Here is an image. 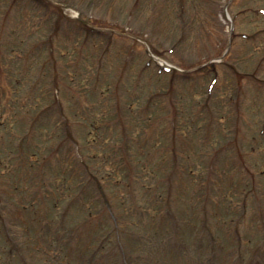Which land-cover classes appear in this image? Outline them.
<instances>
[{
    "label": "rangeland",
    "instance_id": "1",
    "mask_svg": "<svg viewBox=\"0 0 264 264\" xmlns=\"http://www.w3.org/2000/svg\"><path fill=\"white\" fill-rule=\"evenodd\" d=\"M262 9L264 0H0V246L6 247L7 242L17 246L16 238L30 243L12 256L13 264H21V252L27 264H37V245L33 252L28 251V238L36 236L38 229H43L38 233L44 237L65 229L76 233L78 239L73 240L69 257L78 260L87 255L85 250L93 237L111 235L110 251L98 264H121V255L125 253L131 264H264V174L260 172L264 169V153L252 156L248 152L256 145L249 141L250 137L264 141V83L256 84L259 78L264 79V15L257 13ZM79 20H85L87 27ZM230 35L233 46L218 62L228 48ZM54 48L55 61L50 53ZM148 48L178 71L167 72L156 64L144 67L150 57ZM210 80L216 83L207 99ZM195 91L201 105L205 103L207 111L213 113L209 124L202 122L206 116L199 114L198 102L194 105ZM185 96L191 99L188 107L183 105ZM230 97L234 102L228 101ZM49 104L53 105L52 110L43 113L40 124L34 123ZM173 107L183 108L185 114L181 113L184 121L179 127L170 128ZM114 114H118V119L113 118ZM237 117L243 127L240 135L236 124H232ZM67 119L73 124L68 135L73 134L74 141L66 143L60 156L48 160L47 167L40 171L38 163L42 157L32 154L49 155L62 137L59 133L65 135ZM107 120L116 122L107 126ZM175 124L179 125V121ZM40 126L47 131L39 133ZM90 129L100 134L99 140L98 136L93 139L95 133L89 135ZM136 132H147L146 139L156 146L160 136L161 145L191 156L190 162L184 164L189 169L197 163L200 167L195 170L208 174V167L216 163L215 178L209 182L212 186L201 195V188L197 190L191 177L171 174L172 192L167 205H171L174 218L165 214L157 217L154 229L145 228L146 215L135 209L136 203L129 202L123 185L111 190L107 187L112 194L124 193V208L118 210L121 217L126 216L122 218L125 231L120 230L117 237L103 222L89 225L83 220L75 232L70 228L77 222L67 223L62 230V220L50 225L51 213L47 208L60 200L58 193L52 195V188V196L38 201L39 208L29 212L28 200L41 196L34 195V191L39 189L44 195L45 189L40 188L44 179L48 178L49 183L52 180L55 186V178L63 177L73 190L77 185L70 182L69 174H77L78 182L85 179L83 169L73 162L82 153L88 158L92 152L96 164L102 153L125 142L131 150L130 158L134 155L148 159L150 143L138 142ZM229 133L236 135L229 137ZM129 134L130 147L126 140ZM213 137L220 140L219 144L229 137L236 146L226 143L220 158L213 159ZM240 151L244 157L239 159H244L246 165L244 172L237 158ZM153 158L159 159L155 155ZM124 163L128 161L124 159L119 167H125ZM119 164L110 165V170L96 164L93 171L102 178ZM130 166L144 179L143 169ZM164 166L162 177L171 169L169 164ZM246 191L251 192L250 196H243ZM68 194L64 192L62 196ZM204 196L209 201L201 210L200 199ZM154 198L152 201L159 205V198ZM243 198L247 204L241 215L238 203ZM114 200L117 207L118 200ZM79 205V201L71 203L70 213H84ZM128 209L130 215L126 214ZM97 211L102 212L100 208ZM241 216L236 226L238 235L234 236V227H229L222 238L216 221ZM181 218L194 223L191 231L177 226ZM203 221L211 226L212 235L221 237L213 243L214 252L207 250L210 241ZM98 224L105 225L104 233L96 230ZM38 238L43 239L39 235ZM37 242L46 247L45 242ZM79 242L82 252H77Z\"/></svg>",
    "mask_w": 264,
    "mask_h": 264
},
{
    "label": "bare ground",
    "instance_id": "2",
    "mask_svg": "<svg viewBox=\"0 0 264 264\" xmlns=\"http://www.w3.org/2000/svg\"><path fill=\"white\" fill-rule=\"evenodd\" d=\"M160 62H162V60H160Z\"/></svg>",
    "mask_w": 264,
    "mask_h": 264
},
{
    "label": "trees",
    "instance_id": "3",
    "mask_svg": "<svg viewBox=\"0 0 264 264\" xmlns=\"http://www.w3.org/2000/svg\"><path fill=\"white\" fill-rule=\"evenodd\" d=\"M153 173H154V171H153Z\"/></svg>",
    "mask_w": 264,
    "mask_h": 264
}]
</instances>
